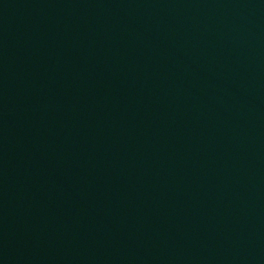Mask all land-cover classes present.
I'll return each instance as SVG.
<instances>
[{"label":"water","instance_id":"water-1","mask_svg":"<svg viewBox=\"0 0 264 264\" xmlns=\"http://www.w3.org/2000/svg\"><path fill=\"white\" fill-rule=\"evenodd\" d=\"M0 264H205L174 0H0Z\"/></svg>","mask_w":264,"mask_h":264}]
</instances>
